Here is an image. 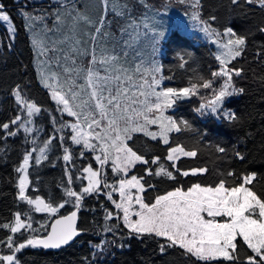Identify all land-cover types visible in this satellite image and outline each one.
<instances>
[{
  "label": "snow or ice",
  "instance_id": "1",
  "mask_svg": "<svg viewBox=\"0 0 264 264\" xmlns=\"http://www.w3.org/2000/svg\"><path fill=\"white\" fill-rule=\"evenodd\" d=\"M186 8L193 27L212 39L221 50L215 59L220 67L211 71L210 78L194 73L185 87H166L163 65L156 58L162 41L167 38L163 25L157 20L164 3L155 8L149 0H99L100 11L95 15L82 11L78 0H56L55 7L38 13L27 4L18 9L30 33V45L38 65L40 83L48 90L55 104V113L33 101L27 94L26 83H17L11 89L16 104L15 115L0 122L3 139L21 133L32 145L26 148L17 173V200L29 206V212L16 211L11 222L0 223L8 235L0 238V264H21L18 254L25 249L58 250L68 246L81 229L77 228L78 212L86 197L104 196L114 208L104 209L103 233L116 239H102L94 245L103 254L109 245L131 247L121 241L145 239L155 241L161 254L178 250L192 264H264V196L254 191L256 173H240L234 168L217 171L214 183L191 182L187 187L180 178L204 177L207 165L185 169L184 159L195 160L201 154L204 134L189 145L172 134L196 132L187 119L166 114L179 101L201 95L210 90V97L196 111L201 115H220L232 122L241 120L235 112L225 110V101L244 93L235 86L234 77H243L244 69L232 65L247 49L248 37L237 34L233 27L223 31L213 26L215 15L205 19L202 0H176ZM241 6V0H231ZM246 5L264 9V0H243ZM43 23L37 31V21ZM0 22L8 24L7 36L0 46L11 50L17 37V28L11 16L0 3ZM264 33V27L258 29ZM147 42L151 55L144 52ZM264 51L257 50L260 60ZM179 67L184 68L191 54H179ZM229 65H232L231 67ZM221 83L215 87V82ZM47 114L53 131L41 140L43 128L37 120ZM68 117L70 119H65ZM155 128V130H153ZM135 134L168 146L163 160L151 158L129 145ZM58 148V159L64 162V180L61 188L65 199L53 203L41 195H30L33 186L30 169L49 160V153ZM217 159L231 157L245 162L246 153L217 143L211 145ZM91 154L92 162L77 168L76 160ZM143 166V175L129 173ZM106 166L116 177L107 180ZM155 166V167H153ZM80 180L79 191L73 187ZM146 177L176 182L171 190L148 196L157 188ZM86 181V183H83ZM118 194L119 199H114ZM74 207L69 215H59L66 204ZM101 207H104L101 205ZM31 212L47 214L51 223L34 227ZM109 221H119L112 223ZM126 229V234L121 229ZM242 242V243H241ZM249 252L242 254V247ZM5 249L7 251H5ZM86 264H92L85 258Z\"/></svg>",
  "mask_w": 264,
  "mask_h": 264
},
{
  "label": "trees",
  "instance_id": "2",
  "mask_svg": "<svg viewBox=\"0 0 264 264\" xmlns=\"http://www.w3.org/2000/svg\"><path fill=\"white\" fill-rule=\"evenodd\" d=\"M162 5L166 0H149V3ZM172 5V0H167ZM5 9L11 16L13 25L17 28V37L11 50L0 46V122H7L10 117L15 115L16 104L11 95V89L17 83L28 85L26 92L28 96L52 114L55 113V104L50 99L47 89L38 80L37 71L34 65V52L30 45V36L27 32L25 22L18 9L24 4L28 8H34L38 2L30 0H0ZM202 15L207 19L210 15H215L217 20L213 26L218 30L226 27H233L237 34L248 37L247 49L243 55L232 62L238 68L244 69L243 77H234V84L238 88H244V93L229 97L225 101V110L235 112L241 120L232 122L224 119L220 115H213L210 112L201 116L196 109L203 101V97H210V90H201V95L179 101L171 110V114L177 119H187L191 122L196 132H184L172 134L175 142L177 138L192 145L200 134H204V140L200 143L201 154L195 160L184 159L180 163L187 169L207 165L209 173L204 177L180 178V183L185 187L191 182L214 183L217 180V171H225L234 168L237 172L256 173L257 179L254 182V191L258 195L264 196V56L260 60L255 59L256 51H264V33L258 29L264 27V9L258 5H246L241 0V6L237 7L231 0H202ZM180 10L184 6L176 5ZM7 32L0 29V40H4ZM191 54L189 64L184 68L179 67V54ZM214 46L197 35L187 34L178 29H172L164 40V52L162 56L163 75L171 76V80H165L164 85L170 87L188 86L189 80L194 73H198L210 78L211 71L217 70L220 65L215 59ZM232 65H229L230 67ZM220 79L215 82V87L220 85ZM65 119H70L65 117ZM38 126L43 128L39 134L41 140L53 131L51 120L44 114L37 120ZM221 144L232 148L238 147L246 153L245 162H239L230 156L224 159H217L211 145ZM129 145L134 150H138L151 158L159 155L163 160L166 155L167 147L159 140L152 141L142 134H135ZM28 144L23 134L16 137L2 138L0 134V223L11 222L16 211L28 213L29 206L19 202L16 198L17 173L15 168L20 163L22 155ZM62 153L58 148H54L49 153V160L39 166L30 169L33 186L38 188V192L29 189L30 195H41L45 199H51L53 203L62 202L64 197L61 185L64 180V162L58 157ZM92 162L93 167H97L91 160V154L85 159H77V168L86 166ZM155 167V166H153ZM107 180L113 183L116 179L111 172L110 166H106ZM77 172H74V180ZM143 175V166L137 165L129 175ZM151 183L156 184L155 190H150L148 196L162 194L166 190H171L176 182L167 181L162 178L146 177ZM80 180H75L73 187L77 191L80 189ZM83 183H86L84 181ZM103 205L104 207H101ZM73 205L66 204L59 214L71 210ZM113 209L114 206L107 201L104 196L86 197L79 211L78 227L82 230L71 244L59 250H36L25 249L18 254L21 264H86L87 257L92 264H192L186 257L179 254L176 249H169L167 253L161 254L155 241L145 239L139 241L132 239L127 241L124 235H120L117 243L123 241L131 244V247L119 248L109 245L101 255L96 252L94 245L102 239L109 241L116 239L111 233L105 234L102 229L104 226V209ZM33 218L34 227H39L40 223H50L53 217L43 213H30ZM120 223L119 221H109ZM126 234V229H123ZM8 235L7 230L0 229V238ZM242 243V242H241ZM5 251H7L5 249ZM249 252L246 246L242 247V254Z\"/></svg>",
  "mask_w": 264,
  "mask_h": 264
},
{
  "label": "rangeland",
  "instance_id": "3",
  "mask_svg": "<svg viewBox=\"0 0 264 264\" xmlns=\"http://www.w3.org/2000/svg\"><path fill=\"white\" fill-rule=\"evenodd\" d=\"M30 1L38 2V4H36V6L34 8H29L30 10H34L37 13L41 9L49 8V6L55 7V5H56V0H30ZM165 3H168L167 0ZM150 4L154 8L156 6H160L159 3H156L155 5H153L150 2ZM78 5L81 6L82 11H85V12H87L93 16H95L100 11L99 0H78ZM169 5L170 6L167 8V10H165L164 8H161L160 15L157 17V20L163 25V28L166 31L167 36L172 29H178V30L185 32L187 34L197 35L200 38L204 39L205 41L209 42L211 45L214 46L215 55L221 51L219 49V47L215 43L212 42V39L208 38L205 34H203L198 29L193 27V22L191 21L190 17L184 15V12L186 10L185 7L183 10L182 9L180 10L176 6L177 5L176 0H172V5L171 4H169ZM11 23H12V21H11ZM43 23H48L49 25H51L50 18H49V20L44 21V22L37 21V31L40 30V27L42 26ZM8 26L9 25L6 24L5 22H0V29H3L5 32H7ZM26 29H27V27H26ZM223 30H220V31H223ZM27 32H28V30H27ZM28 34L30 36L29 32H28ZM144 52H145L146 57L151 55V48L147 42H145V44H144ZM163 52H164V41L161 42V44L159 46V50L155 54L156 58L159 60V62L161 64H162ZM34 65H35V68L37 71L38 80L40 82L38 65L36 63L35 54H34ZM166 87H170V86H166ZM205 102L206 101H203L202 103H205ZM172 109H169L166 114L172 115L171 114ZM153 130H155V128H153ZM129 176H131V175H129ZM114 199H117V200L119 199L118 194H114Z\"/></svg>",
  "mask_w": 264,
  "mask_h": 264
},
{
  "label": "water",
  "instance_id": "4",
  "mask_svg": "<svg viewBox=\"0 0 264 264\" xmlns=\"http://www.w3.org/2000/svg\"><path fill=\"white\" fill-rule=\"evenodd\" d=\"M74 210H75V209L72 208V209L69 210L68 212L63 213V214H59V215H69V214H70L72 211H74ZM53 219H54V218H52L51 221H52ZM51 221H50V223H51ZM78 224H79V212H78V219H77V228L80 229V228L78 227ZM81 234H82V231H81ZM77 237H78V236H77ZM77 237H76V238H77ZM76 238H75V239H76ZM75 239H74V240H75ZM74 240H73V241H74ZM73 241H72V242H73ZM72 242H71V243H72ZM71 243H70V244H71ZM64 247H65V246H64ZM50 250H51V249H50ZM58 250H59V249H58Z\"/></svg>",
  "mask_w": 264,
  "mask_h": 264
}]
</instances>
